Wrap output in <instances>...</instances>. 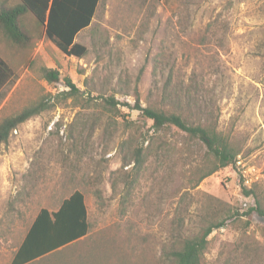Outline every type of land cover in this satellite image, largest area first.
Wrapping results in <instances>:
<instances>
[{
    "label": "rangeland",
    "instance_id": "374dc122",
    "mask_svg": "<svg viewBox=\"0 0 264 264\" xmlns=\"http://www.w3.org/2000/svg\"><path fill=\"white\" fill-rule=\"evenodd\" d=\"M23 23L24 46L0 29V55L16 75L0 92V117L42 97L50 108L0 146V264H11L42 209L56 211L75 191L89 233L41 264H173L170 249L230 212L202 264H264V217L248 214L257 200L264 208V0H101L76 39L88 49L82 59L57 49L32 14ZM44 67L82 96L67 99ZM112 96L114 111L104 102ZM136 100L191 107L200 123L213 115L242 152L195 187L206 147L175 126L156 132Z\"/></svg>",
    "mask_w": 264,
    "mask_h": 264
},
{
    "label": "trees",
    "instance_id": "16d2710c",
    "mask_svg": "<svg viewBox=\"0 0 264 264\" xmlns=\"http://www.w3.org/2000/svg\"><path fill=\"white\" fill-rule=\"evenodd\" d=\"M19 1L20 3L13 7L0 5V29L12 43L24 46L29 42L30 37L23 19L27 14H32L44 28L46 38L63 54L78 59L85 57L88 49L85 45L76 42V39L82 31L91 26L101 0ZM42 74L48 83L64 82L69 88V91L65 93L67 99L76 100L82 96L81 90L72 82L71 78L68 76L62 78L59 70L44 67ZM15 76L12 67L0 55V92ZM163 91L165 100L168 96L171 97L169 84L165 85ZM104 102L110 111L117 110V106L120 104L113 96L105 99ZM49 108L50 100L42 97L10 115L1 116L0 146L9 141L12 132L21 124ZM188 108L173 110V108L164 109L152 105L144 107L140 100H136L134 107L142 117L152 122L156 132L175 126L185 132L189 138L199 141L206 147L207 165L205 170H197L199 175L195 182V187H197L205 178L223 168L234 165L242 152V146L235 143L230 134L218 128L217 117L207 115L203 123H200L192 117V108ZM135 155L137 164L142 167L148 156L143 153V150H138ZM252 194H254L252 189L245 188L246 196ZM256 203V207H251L248 214L256 211L264 217L262 202L257 200ZM234 216L230 212L219 221H210L199 234L184 239L180 243V247L170 249L168 252L172 257L173 264H202L210 235L214 230L223 228L227 221ZM89 230L90 223L88 208L85 206V195L81 191H75L69 199L62 202L57 212H50L48 209H42L39 212L12 264H27L46 254L53 253L59 248L85 237Z\"/></svg>",
    "mask_w": 264,
    "mask_h": 264
},
{
    "label": "crops",
    "instance_id": "0c3cea01",
    "mask_svg": "<svg viewBox=\"0 0 264 264\" xmlns=\"http://www.w3.org/2000/svg\"><path fill=\"white\" fill-rule=\"evenodd\" d=\"M70 198V197H69ZM69 198H67V199H69ZM62 205V204H61ZM85 206L87 207V203H86V198H85ZM61 207V206H60ZM60 207L56 210V211H50V212H57L59 209H60ZM44 209H46V208H44ZM88 235V234H87ZM86 235V236H87ZM85 236V237H86ZM84 238V237H83ZM82 239V238H81ZM80 240V239H79ZM79 240H76V241H74V242H72V243H69L68 245H66V246H69V245H71V244H73V243H75V242H77V241H79ZM66 246H64V247H66ZM64 247H61V248H59L58 250H60V249H62V248H64ZM52 255V253H49V254H46V255H44V256H42V257H39V258H37V259H35V260H33V261H31V262H29V263H27V264H41L42 263V261H44V259H46V258H48L49 256H51ZM15 256H16V254H15ZM15 256H14V258H15ZM14 258H13V260H14ZM13 260H12V262H13ZM12 262H11V264H12Z\"/></svg>",
    "mask_w": 264,
    "mask_h": 264
}]
</instances>
